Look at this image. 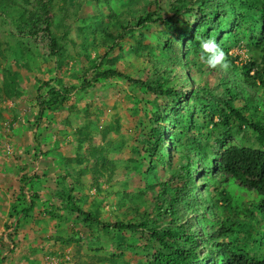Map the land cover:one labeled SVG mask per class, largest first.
<instances>
[{"label":"rangeland","instance_id":"1","mask_svg":"<svg viewBox=\"0 0 264 264\" xmlns=\"http://www.w3.org/2000/svg\"><path fill=\"white\" fill-rule=\"evenodd\" d=\"M150 1L52 0V30L60 42L53 56L43 35L21 30L39 1L0 0V238L8 234L14 241L13 251L0 243V264H145L150 258L148 246L156 242L148 235L86 223L68 196L109 222L135 221L152 205L146 187L168 179L170 167L150 169L144 136L152 130L153 94L110 78L72 91L41 118L38 101L43 83L81 85L95 73L94 64L147 77L153 57L139 43L159 57L165 28L156 23L125 31L122 25L144 6L153 11ZM194 22L191 17L187 23ZM8 76L17 80L12 94L4 90ZM30 205L18 222L16 214L10 219L13 207Z\"/></svg>","mask_w":264,"mask_h":264},{"label":"trees","instance_id":"2","mask_svg":"<svg viewBox=\"0 0 264 264\" xmlns=\"http://www.w3.org/2000/svg\"><path fill=\"white\" fill-rule=\"evenodd\" d=\"M38 1V11L22 20L21 30L33 38L43 35L55 56L60 42L52 30V0ZM148 4L155 9L144 6L137 19L122 25L125 31L156 23L165 28L159 57L139 43L153 57L147 62V77L94 64L95 73L89 79L86 75L81 85L68 89L43 83L38 90L39 117L47 108H58L72 91L101 79L124 78L146 88L154 96L152 130L144 136L150 169L169 165L168 179H154L146 187L144 196L152 192V205L132 222L104 221L77 206L70 193L68 204L86 223L148 235L156 244L148 246L152 253L145 264H264V0ZM191 17L195 22L187 23ZM180 20L184 26L178 25ZM173 32L177 34L171 38ZM196 37L216 39L230 53V68H209ZM8 79L4 90L15 93L17 80ZM31 207H13L10 219L16 214L18 222ZM11 225L7 223V229ZM0 243L14 250L8 234Z\"/></svg>","mask_w":264,"mask_h":264},{"label":"clouds","instance_id":"3","mask_svg":"<svg viewBox=\"0 0 264 264\" xmlns=\"http://www.w3.org/2000/svg\"><path fill=\"white\" fill-rule=\"evenodd\" d=\"M196 39L199 41L201 58L205 60L209 68H221L225 71L230 68L231 64L227 59L230 53H226L216 39L211 37L208 39L196 37Z\"/></svg>","mask_w":264,"mask_h":264}]
</instances>
